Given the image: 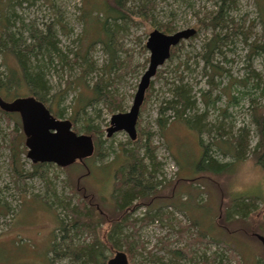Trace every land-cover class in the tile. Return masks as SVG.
<instances>
[{
  "label": "rangeland",
  "instance_id": "1",
  "mask_svg": "<svg viewBox=\"0 0 264 264\" xmlns=\"http://www.w3.org/2000/svg\"><path fill=\"white\" fill-rule=\"evenodd\" d=\"M214 1L151 0L153 7L147 13L145 23L133 14L131 23H126L125 29L118 32L114 39L120 65L112 73L111 90L118 96L121 110H110L102 103L94 102L85 109V117L81 111L76 115L75 128L72 117L80 109L79 95L84 91L91 96V89L100 74L98 71L107 60L100 41L93 42L96 28L89 27L85 21L87 16L82 15L86 6L103 7L105 0H29V3H22L21 7L13 3L15 15L27 27L44 31L46 26H52L59 47L68 59H73V53L86 59V75L79 69L78 60L73 59L74 62L69 63L70 67L53 63L46 76L51 88L47 105L52 104V111L60 113L56 117L49 110L54 118L69 121L75 134L90 138L92 153L87 156L84 166L78 162L67 167L45 164L33 173L23 137L22 145L18 144L16 148L17 163L14 169L9 140L13 137L16 122L21 126L20 118L19 115L8 118L0 114V256L8 253L6 261L13 259V248L11 245H2L16 236L13 244L16 247L20 245V249H27L25 255L17 257V264H44V253L51 232L58 227V219L71 217L65 212L64 206L67 204L70 208L74 206L79 209L88 204L93 209H101L105 216L119 217L111 211L109 194L113 173L119 165V161L113 159L120 157L122 147L129 149L133 146L126 133L120 131L108 137L106 130L113 114L125 113L131 106L140 77L148 66L149 52L145 48L148 34L153 30L161 32L166 25H170L171 29L168 34L187 28L195 29L196 34L183 41L176 54L158 68L140 107L136 138L140 144L150 137V143L155 147L157 164L153 171L152 197L135 201L132 204L134 207L128 210L124 227L129 228L123 233L136 236V242L130 249V258L125 251L128 264H153L150 258H161L162 262L167 263L168 250H182L199 233L204 235L205 240L195 241L190 248L196 257L218 251L224 255H234L235 258L229 264H254L256 259H264L261 244L252 237V232L263 235L257 227H264V186L241 194L229 191L228 180L237 163L228 174H196V165L202 155L196 132L174 120L172 110L163 112L167 120L165 130L160 131L157 123L160 108L165 105L163 102L171 99V83L182 75L196 99L197 109L192 112H189L191 109L187 110L188 114L198 115L205 111L201 123L208 127L215 123L218 115L217 120L222 123L224 130L233 134L240 127H247L250 143L255 144L256 136L249 122L250 99L258 105H264V97L260 94V91H264V52L258 50V54H253L249 45L264 42V13L260 9L263 2L231 0L233 9L230 16L235 23L243 22L247 41L240 35H229V42L223 47L224 54L216 58L223 69L222 76L215 79L219 85L211 88V100L219 96L214 106L216 110L210 107L206 109L199 97L200 90H207V78L202 73V62L198 56L203 43L212 36V31L197 25L198 20L216 10ZM185 63L189 65L188 70L183 69ZM8 65L12 66V61L8 60ZM0 70L4 71V68ZM233 80H237L236 84ZM240 80L242 84H238ZM256 83L259 86L254 89L252 85ZM229 95L238 97V103L234 105L227 102ZM226 104L229 105L226 108L227 115L220 117L221 109ZM87 123L98 132V148L94 149L91 134L85 132ZM210 136L207 133L202 135L204 143L210 141ZM140 154L143 155V151ZM211 154L221 163L232 161L229 157L216 155L213 150ZM144 161L148 162L147 159ZM240 195L254 199L252 212L246 218L237 215L227 218L226 211L232 207V197ZM180 227L189 229L181 238L177 232ZM80 239L86 240L87 236L81 235ZM216 241L224 242L229 250H224ZM122 249L124 251L127 248Z\"/></svg>",
  "mask_w": 264,
  "mask_h": 264
},
{
  "label": "trees",
  "instance_id": "2",
  "mask_svg": "<svg viewBox=\"0 0 264 264\" xmlns=\"http://www.w3.org/2000/svg\"><path fill=\"white\" fill-rule=\"evenodd\" d=\"M136 1L138 2L131 0H105L103 7L90 5L87 8L86 6L82 17L87 16L85 18L87 25L96 28L93 42L96 40L100 41L107 60L98 71L100 74L91 89V96L86 95L84 91L79 95L78 103L80 109L74 112L72 117L74 128L76 126V115L80 114L81 111V114L85 117V109L94 102L96 104L98 102L99 104L102 103L110 110L118 111L122 108L119 104L118 96L111 90L112 73L115 72V67L120 65L114 39L118 32L125 29L126 23H131L133 14L138 17L139 21L145 23L147 13L153 7L151 0ZM214 2L216 10L208 13L197 22L200 28L206 27L212 31V36L203 43L198 56L202 62V73L207 78V90H200L199 97L206 109L210 107L218 110L214 106L219 96L211 100V88L219 85L215 79L223 74V69L219 67L216 58L224 54L223 47L229 42V35H240L244 41H247V33L243 32V22L235 23L232 16H230V12L233 9L231 0H215ZM262 2L260 9L264 13V0ZM13 3L21 7L22 3H29V0H0V68H4V71L0 70V98L6 103L25 98H34L52 111V104L47 105L49 102L47 97L51 88L46 76L49 69L54 66L53 63L56 62V65L61 67L64 65L70 67L69 63L74 62L72 61L73 59L78 60L79 69L82 74L86 75L88 67H84V64H87V61L77 53H73L72 60L68 59V56L59 47L56 31L52 26H46L44 31L31 29L30 26L27 27L20 17L15 15L12 7L14 6ZM261 10L260 12L262 13ZM15 23H17L18 28L15 27ZM161 32L164 34L170 33V25H166L161 29ZM182 42L170 49L169 58L176 54ZM249 48L253 54H258V50L264 52V42L260 44L251 43ZM8 60L12 61V66L8 65ZM188 66L187 63L183 64V69L188 70ZM178 68L179 66L176 67V69ZM233 82L236 84L237 80H233ZM151 84L152 81L149 87ZM238 84H242V81H238ZM171 86V99L164 101L165 105L160 108V116L157 119L158 128L160 131L165 130L167 120L163 117V112L172 110L175 115L174 120H177L189 130L196 132L199 146L202 149V155L196 165V174L223 175L231 173L234 165L242 158H247L248 156L257 166L264 168V105H258L253 99H250L249 122L256 136L255 144L252 145L250 143V131L247 127H240L233 134L231 131L224 130L222 123L217 120L218 115L215 123L208 127V125H202L201 123L202 118H205V111L198 115L188 114L187 110L191 109L189 112H192L197 109L196 99L191 95L188 83L184 81L182 75L174 79ZM258 86L259 84L257 83L252 85L254 89H257ZM260 94L264 97V91L262 93L260 91ZM238 100V97L233 95L227 97V102H232L234 105L238 103ZM227 106L229 105L226 104L225 108L221 109L220 117H226ZM52 113L56 117L60 116L59 112L52 111ZM0 114L8 118L18 115L16 112L4 111L1 108ZM87 124L85 132L89 135L91 134L92 137H90L94 139H92L94 149L95 147L98 148L100 146L99 138H97L98 132L89 123ZM211 126L213 127L212 129H210ZM204 133L211 135L209 137L210 141L207 143H204L202 139ZM12 134L13 137L9 140L12 151L11 165L16 169V148L18 144L22 145L23 137L25 143V136L18 122H16V127L13 129ZM131 145L133 147L129 149L122 147L120 149V157L113 159V161H119V165L113 173L112 189L109 194L112 204L111 211L114 213L113 215H119V217L110 218L111 215L105 216L97 206L96 209H93L92 206L87 204L84 208L79 209V207L74 206L70 208L69 204L65 205V212L70 214L71 217H69L70 219L67 217L58 219V227L51 232V243L49 242L44 253V264H56L57 262H64L63 264L65 262H67L66 264H107L108 259L117 251H122L125 254L127 252L128 257H131L130 249L136 242V236L132 235V233L130 235L123 233L129 228L124 227L128 218V210L135 201L152 197L154 192L153 171L157 164L154 154L155 147L150 143V137L145 142L141 141L140 144L136 138ZM212 150L216 155L229 157L232 161L228 163L219 162L211 154ZM140 151H143V155L140 154ZM96 153L97 155L100 154L98 149ZM87 159L75 162L84 166ZM145 159L148 160L147 163H145ZM31 165L33 173H36L45 164L32 163ZM230 206L232 207L226 211L227 218L234 215L246 218L252 212L251 209L254 208V199L243 195L233 196ZM100 225L105 227H100ZM182 228L180 227L177 231L180 234V238L189 230ZM257 228L264 236V227ZM200 234H196V239L188 242L182 250H168L169 262L164 263L161 258H150L149 260L153 264H178V262H185L186 264H229L231 259L235 258L233 254L224 255V253L218 251L211 252L208 255L203 253L201 256L196 257L190 248L195 241L205 240L204 235ZM252 234V237H254V234L257 233L252 232ZM81 235H86L87 239L89 236V239L81 240ZM15 238L16 236L2 245H11L14 253L13 259L6 261L8 253H5L0 256V264H17V257L22 254L25 255L27 249H20V245L16 247L13 244ZM216 242L224 250H229L224 242ZM122 247L127 249L123 251ZM254 264H264V259H256Z\"/></svg>",
  "mask_w": 264,
  "mask_h": 264
},
{
  "label": "water",
  "instance_id": "3",
  "mask_svg": "<svg viewBox=\"0 0 264 264\" xmlns=\"http://www.w3.org/2000/svg\"><path fill=\"white\" fill-rule=\"evenodd\" d=\"M193 28L167 35L158 30L148 34L145 48L149 52L148 66L137 85L131 106L125 113L113 114L106 130L107 136L124 132L133 141L136 138V124L145 92L152 78L170 57V49L195 35ZM0 108L19 115L21 128L25 136L27 158L33 164H54L67 167L75 161H81L92 153L89 137L77 135L72 131L69 121H61L52 116L43 103L34 98L6 103L0 98ZM264 250V236L254 234ZM107 264H128L127 256L117 251L108 259Z\"/></svg>",
  "mask_w": 264,
  "mask_h": 264
},
{
  "label": "clouds",
  "instance_id": "4",
  "mask_svg": "<svg viewBox=\"0 0 264 264\" xmlns=\"http://www.w3.org/2000/svg\"><path fill=\"white\" fill-rule=\"evenodd\" d=\"M227 186L229 191L234 194H241L264 186V168L257 166L250 158H242L236 164Z\"/></svg>",
  "mask_w": 264,
  "mask_h": 264
},
{
  "label": "bare ground",
  "instance_id": "5",
  "mask_svg": "<svg viewBox=\"0 0 264 264\" xmlns=\"http://www.w3.org/2000/svg\"><path fill=\"white\" fill-rule=\"evenodd\" d=\"M188 29V28H187ZM167 35H170V34H167Z\"/></svg>",
  "mask_w": 264,
  "mask_h": 264
}]
</instances>
